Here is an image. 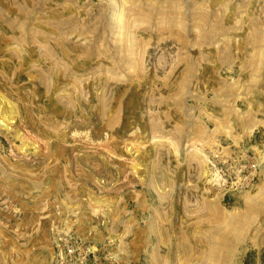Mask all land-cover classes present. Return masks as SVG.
I'll use <instances>...</instances> for the list:
<instances>
[{
	"label": "rangeland",
	"instance_id": "374dc122",
	"mask_svg": "<svg viewBox=\"0 0 264 264\" xmlns=\"http://www.w3.org/2000/svg\"><path fill=\"white\" fill-rule=\"evenodd\" d=\"M0 264H264V0H0Z\"/></svg>",
	"mask_w": 264,
	"mask_h": 264
},
{
	"label": "bare ground",
	"instance_id": "6f19581e",
	"mask_svg": "<svg viewBox=\"0 0 264 264\" xmlns=\"http://www.w3.org/2000/svg\"><path fill=\"white\" fill-rule=\"evenodd\" d=\"M7 124V123H6ZM6 124H4V125H6Z\"/></svg>",
	"mask_w": 264,
	"mask_h": 264
}]
</instances>
